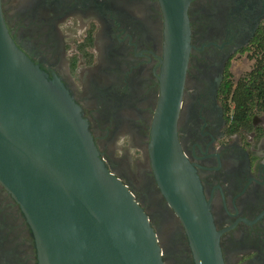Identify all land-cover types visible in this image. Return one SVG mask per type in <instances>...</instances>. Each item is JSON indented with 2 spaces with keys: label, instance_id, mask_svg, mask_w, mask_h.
Here are the masks:
<instances>
[{
  "label": "flooded vegetation",
  "instance_id": "flooded-vegetation-1",
  "mask_svg": "<svg viewBox=\"0 0 264 264\" xmlns=\"http://www.w3.org/2000/svg\"><path fill=\"white\" fill-rule=\"evenodd\" d=\"M9 33L81 107L100 156L149 218L164 264H195L152 167L166 19L160 0H1ZM191 52L177 124L224 264H264V113L240 126L222 88L264 30V0H190ZM230 102V100H229ZM0 264H39L33 231L0 182Z\"/></svg>",
  "mask_w": 264,
  "mask_h": 264
},
{
  "label": "water",
  "instance_id": "water-1",
  "mask_svg": "<svg viewBox=\"0 0 264 264\" xmlns=\"http://www.w3.org/2000/svg\"><path fill=\"white\" fill-rule=\"evenodd\" d=\"M160 2L166 43L152 167L195 264H224L220 234L177 134L192 48L190 0ZM0 182L26 216L39 264H164L148 216L101 158L81 107L16 45L1 0Z\"/></svg>",
  "mask_w": 264,
  "mask_h": 264
},
{
  "label": "trees",
  "instance_id": "trees-1",
  "mask_svg": "<svg viewBox=\"0 0 264 264\" xmlns=\"http://www.w3.org/2000/svg\"><path fill=\"white\" fill-rule=\"evenodd\" d=\"M253 58L254 68L236 83L235 88L231 80L222 88L228 111L243 127L251 122L252 115L264 112V30L254 41Z\"/></svg>",
  "mask_w": 264,
  "mask_h": 264
},
{
  "label": "rangeland",
  "instance_id": "rangeland-1",
  "mask_svg": "<svg viewBox=\"0 0 264 264\" xmlns=\"http://www.w3.org/2000/svg\"><path fill=\"white\" fill-rule=\"evenodd\" d=\"M255 60L253 54H245L241 59L237 61L233 69V81L237 83L241 78L245 77L254 68ZM261 112V111H260ZM257 112L256 114H262ZM264 113V112H263Z\"/></svg>",
  "mask_w": 264,
  "mask_h": 264
}]
</instances>
